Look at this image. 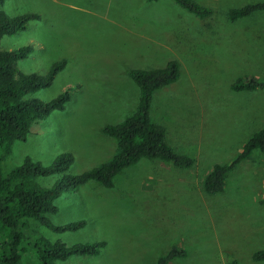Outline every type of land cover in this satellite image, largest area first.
<instances>
[{
	"label": "rangeland",
	"instance_id": "1",
	"mask_svg": "<svg viewBox=\"0 0 264 264\" xmlns=\"http://www.w3.org/2000/svg\"><path fill=\"white\" fill-rule=\"evenodd\" d=\"M211 7L199 18L173 0H6L8 16L34 13L25 30L5 35L0 49H32L17 61L26 73L46 75L66 64L50 86L29 97L50 100L64 90L63 110L35 122L26 141L16 142L2 163L7 170L25 156L44 164L73 156L68 171L79 174L107 162L116 143L102 133L135 110L137 85L131 69L179 62V77L153 94L150 117L166 129L189 168L141 160L105 188L90 181L56 199L54 225L85 220L74 231H54L29 221L20 244L21 264H40L32 240L43 236L67 244L104 241L99 255L71 256L55 264H157L173 247L186 250L169 264H264V158L255 152L229 174L226 189L204 193L202 180L215 163L228 162L264 123V89L234 91L239 77L264 78V11L236 20L227 11L260 0H196ZM224 29L219 38L218 28ZM156 47V48H155ZM58 175L38 178L51 185Z\"/></svg>",
	"mask_w": 264,
	"mask_h": 264
},
{
	"label": "trees",
	"instance_id": "2",
	"mask_svg": "<svg viewBox=\"0 0 264 264\" xmlns=\"http://www.w3.org/2000/svg\"><path fill=\"white\" fill-rule=\"evenodd\" d=\"M5 1L0 0V41L5 35L25 30L28 22L38 17L34 13L8 16L2 10ZM173 1L199 18L210 17L214 12L211 7L196 0ZM255 11H264V0L231 8L227 11V18L233 21ZM31 49V46L15 50L0 49V264H21L19 247L29 239L30 220L54 231H74L85 225V220L63 225L51 222L49 215L59 211L56 199L65 191L75 190L90 181L110 188L124 169L141 160L171 163L180 168H189L194 163L192 157L178 155L173 151L166 141L165 127L150 117L153 94L174 83L179 77V62L170 60L162 68L129 70V77L138 87L139 100L136 110L129 117L120 123L102 127V133L115 141L117 149L107 162L73 174L68 171L73 156L64 152L57 154L49 164L27 155L20 164L3 170V160L11 154L14 144L26 141L35 122L47 118L55 110L65 109L71 97L67 90L50 100L29 97L41 88L50 86L55 75L66 64L64 59L54 62L44 76L26 73L18 67L17 61L28 57ZM230 88L234 91L264 89V78L239 77L230 84ZM255 152L264 158V123L251 133L228 162L211 166L202 180L204 193L210 196L223 193L229 174L238 164L255 155ZM53 175L58 176L51 185H42L38 181V178ZM260 203L264 204V196ZM32 243L40 264H55L71 256L99 255L105 246L104 241L70 245L43 236L33 239ZM186 254V250L173 247L158 258L157 264H169ZM251 259L264 261V248L254 250ZM230 263L236 264L235 261Z\"/></svg>",
	"mask_w": 264,
	"mask_h": 264
},
{
	"label": "crops",
	"instance_id": "3",
	"mask_svg": "<svg viewBox=\"0 0 264 264\" xmlns=\"http://www.w3.org/2000/svg\"><path fill=\"white\" fill-rule=\"evenodd\" d=\"M224 29H221L220 27L218 28V35H219V38H221L222 36V33H223Z\"/></svg>",
	"mask_w": 264,
	"mask_h": 264
}]
</instances>
